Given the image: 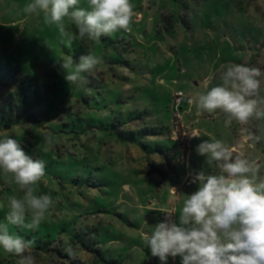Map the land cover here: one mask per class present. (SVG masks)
<instances>
[{
	"label": "rangeland",
	"instance_id": "rangeland-1",
	"mask_svg": "<svg viewBox=\"0 0 264 264\" xmlns=\"http://www.w3.org/2000/svg\"><path fill=\"white\" fill-rule=\"evenodd\" d=\"M31 2L0 0V65L5 71L18 67L47 90L51 121L0 131V139H16L26 154L45 162L33 189L50 196L54 207L35 229L8 224L10 199L24 194L11 175L0 173V226L30 247L53 243L51 256L35 255V264H93L96 252L70 244L91 236L101 242L92 248L102 264H160L144 234L163 220L162 212L174 209L178 219L187 195L198 188L182 186L186 175L219 171L197 153L201 141L221 140L258 163L264 176V118L226 125L219 110L209 114L183 103L178 113L185 145L173 125L177 91L195 98L220 84L222 66L229 64L264 72V0H130L136 13L130 29L95 42L82 41L65 18L74 36L70 44L43 13L24 11ZM78 6L86 8L88 0ZM89 52L102 64L82 74L87 83L68 84L62 59L78 62ZM258 95L264 98V82ZM160 127L169 130L151 133ZM91 227L96 231L89 233ZM12 255L0 246V260L17 258ZM168 264H180V258Z\"/></svg>",
	"mask_w": 264,
	"mask_h": 264
},
{
	"label": "clouds",
	"instance_id": "clouds-1",
	"mask_svg": "<svg viewBox=\"0 0 264 264\" xmlns=\"http://www.w3.org/2000/svg\"><path fill=\"white\" fill-rule=\"evenodd\" d=\"M32 0L24 11L43 13L48 24L57 25L62 42L71 43L73 33L63 23L68 18L82 41H98L118 31H128L136 15L130 0ZM102 58L91 52L82 54L78 62L68 56L62 59L65 80L69 84L87 83L83 73L92 74ZM264 72L245 64L222 66L221 81L187 103H195L209 114L217 110L225 115V124L247 123L252 117L264 118V98H259ZM192 137L198 138L196 134ZM46 143H52L46 138ZM196 151L216 173L199 171L193 176L196 191L187 195L177 216L175 210L162 212L163 220L154 230L144 234L151 256L160 264L180 258V264H264V176L260 165L234 155L221 140H203ZM45 162L25 153L16 139H0V173L14 179L23 198H11L8 224L37 228L54 207L48 195L34 194L35 185L45 175ZM175 192L176 189L173 188ZM27 220V223H26ZM30 241L9 234L0 226V246L18 256L19 264H35L29 253Z\"/></svg>",
	"mask_w": 264,
	"mask_h": 264
},
{
	"label": "trees",
	"instance_id": "trees-1",
	"mask_svg": "<svg viewBox=\"0 0 264 264\" xmlns=\"http://www.w3.org/2000/svg\"><path fill=\"white\" fill-rule=\"evenodd\" d=\"M127 44L128 49H131V43ZM0 89V131L9 130L24 124L46 127L48 122L51 121V118L46 113L47 107L50 105L49 103H45L46 100L50 99L49 94L46 92L47 90L33 77L23 76L21 69L18 67L11 66L5 71L0 65ZM57 89V86H55V89H52V91L55 92ZM165 130L168 131L169 128L160 127L157 130L151 131V133L156 135L163 134ZM158 151L161 155H164L163 149H158ZM95 231L96 229L93 227L89 228V233ZM81 234L84 236L83 233ZM83 240L85 239L81 238L77 242L70 240V244L79 246L80 249H89L96 252L97 256L94 257L93 264H102L101 262H105L98 249L92 248V245L98 247L101 243L97 236H91L86 239V243L89 240L90 245L84 243ZM52 245L53 243L51 241L44 240L40 245L30 247L29 253L26 254H31L33 257L42 254L51 256L54 252ZM14 257L17 258H3L0 260V264H19L20 258L18 256Z\"/></svg>",
	"mask_w": 264,
	"mask_h": 264
},
{
	"label": "built area",
	"instance_id": "built-area-1",
	"mask_svg": "<svg viewBox=\"0 0 264 264\" xmlns=\"http://www.w3.org/2000/svg\"><path fill=\"white\" fill-rule=\"evenodd\" d=\"M187 97H185V95L183 94V92L182 91H177L176 93H175V95H174V100H173V103H174V110H175V112H176V115L174 116V119H173V125H174V128H175V135H178V137L180 138V133H179V130H180V128L183 126V124L181 125V122H182V117L180 116V114L178 113V111L179 110H182V108H181V105L183 104V103H185V104H187V105H190L189 103H187ZM184 127V126H183ZM187 137H186V135L184 134V136L182 137V138H180V142H181V144L182 145H185V144H183L182 142H184L185 140H187L186 139ZM189 141V140H188ZM183 151H185V149L183 150ZM193 174H188V175H186L185 177H184V179H183V183H182V186L184 187V186H187V187H189V186H192V185H195V184H197L198 182H193ZM176 189V191L174 192L173 191V193H176L177 191H178V189L177 188H175ZM169 211H171V210H169ZM163 218H164V214H163Z\"/></svg>",
	"mask_w": 264,
	"mask_h": 264
},
{
	"label": "water",
	"instance_id": "water-1",
	"mask_svg": "<svg viewBox=\"0 0 264 264\" xmlns=\"http://www.w3.org/2000/svg\"><path fill=\"white\" fill-rule=\"evenodd\" d=\"M233 154H234V155H237V154L240 155V154H239L238 152H236V151H233Z\"/></svg>",
	"mask_w": 264,
	"mask_h": 264
}]
</instances>
